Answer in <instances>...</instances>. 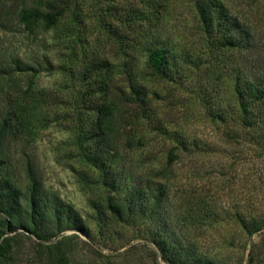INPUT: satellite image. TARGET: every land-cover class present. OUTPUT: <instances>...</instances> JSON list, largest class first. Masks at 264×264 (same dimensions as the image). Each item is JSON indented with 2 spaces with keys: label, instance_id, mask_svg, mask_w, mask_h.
<instances>
[{
  "label": "rangeland",
  "instance_id": "obj_1",
  "mask_svg": "<svg viewBox=\"0 0 264 264\" xmlns=\"http://www.w3.org/2000/svg\"><path fill=\"white\" fill-rule=\"evenodd\" d=\"M32 1L0 0V120L8 117L11 125L1 175L20 192L33 178L50 205H69L89 217L101 245L119 252L163 228L214 264H247L252 243L258 247L251 264H264V230L248 235L243 226L251 217L264 219V131L242 125L233 87L246 78L264 85V0H215L248 30L250 47L207 44L194 0H168L149 31L175 53L176 62L162 74L145 64L146 16H139L143 28L135 31L133 0H50V10L61 14L49 29L20 22L21 7ZM105 85L142 87L139 115L121 109L97 129L91 105ZM97 150L107 155V176L92 162ZM111 179L115 194L136 206L130 223L117 225L112 235L108 222L114 219L99 217ZM157 184L160 200L146 202ZM13 225L17 229L4 234L10 238L5 264H49L26 228L32 220L23 216ZM83 240H73L72 264H128L127 256L93 255Z\"/></svg>",
  "mask_w": 264,
  "mask_h": 264
},
{
  "label": "trees",
  "instance_id": "obj_2",
  "mask_svg": "<svg viewBox=\"0 0 264 264\" xmlns=\"http://www.w3.org/2000/svg\"><path fill=\"white\" fill-rule=\"evenodd\" d=\"M49 2L50 0H33L30 5H23L19 11L20 22L27 28L38 24H42L46 29L51 28L61 13L50 10L52 7ZM133 2L132 17L135 31L142 27L138 21L139 16L142 15L144 19L146 16V33L149 35L146 37L148 45L146 46L145 64L151 72L162 74L176 62L175 53L158 39L154 32L149 31L154 21L159 20L164 14L168 0H133ZM142 3L145 5L141 9L139 5L141 6ZM193 9L200 33L207 44L218 43L223 47L238 46L244 42V45L250 47L251 39L248 30L242 28L238 24V18L230 15L220 2L194 0ZM214 30L217 31L218 36H215ZM233 30H239L243 34L242 39L235 38L232 35ZM262 81L256 78H246L242 82L234 81L233 87L239 102L242 125L246 128L255 125L264 131V85ZM100 89V98L94 102V105H91L96 111L97 129L104 128L105 122L121 109L131 108L130 117L138 116L146 99V93L142 87L140 89L139 85L132 86L130 90L124 88L117 90L107 85ZM10 128V118L4 117L0 120V211L4 214L0 221V264H5L9 252L10 238L4 237L5 230L15 231L17 226L13 223L23 216H28L32 220L33 227L26 228L39 240L37 243L41 247V253L49 264H72L77 249V243L73 240L81 235L84 236L83 242L93 248L92 254L97 253L102 259L117 255L120 258L129 257V261H126L128 264H214L212 259L196 251L192 245L182 243L173 232L169 235L163 228L157 230L151 238L146 237L141 244L129 243L122 252L118 251V247H105L106 245H101L98 240L101 238L100 234L97 238L99 230L96 225L94 228L90 227L89 217L83 218L69 205H56L55 203L50 205L47 199L40 194L38 184L33 178H29L27 186L20 192L6 177L1 175L4 169V159L1 153L2 142ZM107 160V155L103 150L95 151L92 157V162L104 176L109 174ZM104 184L110 191L106 196L105 210L101 209L99 217L105 219L110 216L114 219L108 222L109 233L112 235L117 225L130 223L134 218L133 213L136 206L129 196L121 198L115 194V179ZM150 192L151 197L146 193V202L149 198L158 202L162 193V185L157 184L156 188H152ZM149 207L150 204L146 203L148 213L151 211ZM146 221H148L147 217ZM52 225L57 227L55 231L49 233L48 230ZM243 226L248 235L262 232L264 219L251 217L248 221H244ZM66 229L74 232L63 235L51 243H44ZM257 247L252 243L248 249L247 264L252 263ZM105 248H107V253L103 252ZM140 248L143 252L139 251ZM101 264H105V261H101ZM106 264L117 263L108 261Z\"/></svg>",
  "mask_w": 264,
  "mask_h": 264
}]
</instances>
